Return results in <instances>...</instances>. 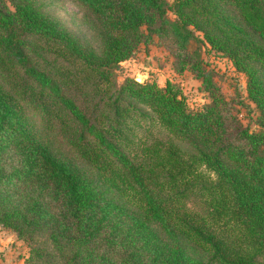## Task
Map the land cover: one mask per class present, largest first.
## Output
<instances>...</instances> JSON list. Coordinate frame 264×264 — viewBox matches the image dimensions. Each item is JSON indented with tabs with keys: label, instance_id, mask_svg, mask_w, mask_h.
I'll use <instances>...</instances> for the list:
<instances>
[{
	"label": "trees",
	"instance_id": "1",
	"mask_svg": "<svg viewBox=\"0 0 264 264\" xmlns=\"http://www.w3.org/2000/svg\"><path fill=\"white\" fill-rule=\"evenodd\" d=\"M73 1L97 45L43 1L0 0V224L27 264H264V0ZM154 36L207 101L118 79ZM205 44L245 74L256 129Z\"/></svg>",
	"mask_w": 264,
	"mask_h": 264
},
{
	"label": "rangeland",
	"instance_id": "2",
	"mask_svg": "<svg viewBox=\"0 0 264 264\" xmlns=\"http://www.w3.org/2000/svg\"><path fill=\"white\" fill-rule=\"evenodd\" d=\"M58 17L71 31L82 39L91 40L97 45L98 40L87 18V14L73 0H39ZM172 1V0H169ZM169 16L174 15L169 12ZM202 55L208 67L212 68L215 78L228 99L233 100L236 111L245 125L256 129L254 122L256 107L246 95V76L237 70L231 60L205 46ZM173 50L169 43L154 36L148 45L141 44L134 56L121 62L117 75L122 80L126 75L134 76L138 81L155 79L163 85L166 79L174 81L184 93L188 105L197 107L208 100L201 82L191 71L177 72L173 67ZM30 244L18 237L15 230L0 224V264H27L26 257Z\"/></svg>",
	"mask_w": 264,
	"mask_h": 264
}]
</instances>
